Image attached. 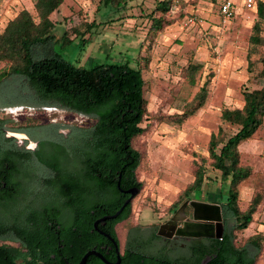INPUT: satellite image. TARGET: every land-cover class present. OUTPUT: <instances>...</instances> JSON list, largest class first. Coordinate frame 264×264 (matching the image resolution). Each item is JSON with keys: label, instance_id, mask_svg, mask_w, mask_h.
<instances>
[{"label": "rangeland", "instance_id": "374dc122", "mask_svg": "<svg viewBox=\"0 0 264 264\" xmlns=\"http://www.w3.org/2000/svg\"><path fill=\"white\" fill-rule=\"evenodd\" d=\"M35 1L0 0V33L22 9L38 21ZM158 1L134 0L115 8L99 0H64L50 19L55 23L52 34L58 39L54 50L72 64L89 68L99 63L128 61L142 69L147 113L141 124L145 131L135 139V148L141 154L136 169L141 191L133 200L130 220L161 225L172 215L171 205L195 179L196 164L203 163L210 179L205 182L200 197L207 202L225 200L227 187L220 181V172L211 165L208 143L219 127L223 129L224 139L236 131L235 126L222 122L221 110L242 107L243 91L261 85L258 72L264 55V21L261 41L252 45L249 37L256 19L248 12L243 15L240 5L236 18L224 22L218 12L221 0H172L164 15L168 24L153 31L149 15ZM190 16H196L194 24H186ZM64 32L70 39L65 44ZM251 48L253 52L248 56ZM189 65L199 69L194 72L188 69ZM5 66L0 61V69ZM192 77L194 83L190 81ZM204 84L208 89L205 104L177 123L171 116L182 114L185 105ZM16 91L31 90L24 80L9 79L0 87V99L8 98L13 92L23 97ZM14 107L16 112L7 115L17 119L19 125L28 122L58 125L57 134L51 135L47 128L34 134L48 141L41 154L50 161L59 154L51 146L54 142L62 143L67 152H72L79 145L76 136L71 135L73 130L93 123L92 118L66 109L23 105L11 108ZM239 150L241 163L250 167L251 175L238 186V204L244 210L252 197L260 194L262 200L255 216L264 213V120ZM64 161L63 165L71 167V161ZM38 166L39 178L33 184L36 197L50 193L42 181V177H47V169ZM191 197L198 198L199 194L192 193ZM256 232L251 224L236 232V244L244 243ZM117 234L122 242L120 225ZM263 253L264 249L261 256Z\"/></svg>", "mask_w": 264, "mask_h": 264}, {"label": "trees", "instance_id": "16d2710c", "mask_svg": "<svg viewBox=\"0 0 264 264\" xmlns=\"http://www.w3.org/2000/svg\"><path fill=\"white\" fill-rule=\"evenodd\" d=\"M63 1L36 0L34 6L38 21L29 11L22 9L7 22L0 33V61L6 64L0 69V87L9 79L19 78L31 90L16 91L23 97H17L13 92L8 97L9 102L3 105L66 109L92 118L93 123L73 130L71 135L76 136L79 145H75L72 152H67L62 143L54 142L51 146L59 154L51 161L41 154L48 141L34 134L44 128L51 135L57 134L58 125L32 122L19 125L21 130L38 140V147L34 151L19 150V172L26 169L25 177H37L35 173L33 176L27 171L34 163L36 168L41 165L47 169V177H42V181L50 190L49 194L60 204L44 202L41 208L30 212L25 217L24 226L14 231L16 239L22 244L21 248L25 250L0 248V264H66V261L71 260L73 251L81 249L82 253L98 241L107 242L99 233L90 232L91 224L78 233L71 232V229L78 218L91 216L92 212L94 216L115 212L121 201V188L132 185L141 188V182L136 176L141 154L135 148V139L145 131L141 124L147 113L142 69L131 66L128 61L99 63L86 68L72 64L55 52L54 45L58 39L52 34L55 23L50 15L58 10ZM99 1L105 6L120 8L134 0ZM171 2L158 1L149 15L150 30H159L164 23L168 24L164 15L170 9ZM255 19L249 37L252 45L261 41L264 0L257 2ZM62 40L63 44L70 41L66 32ZM251 52L253 48L248 51V56ZM189 68L194 72L199 69L194 65H189ZM258 77L261 82L258 88L243 91L242 107L221 110L222 122L235 126L236 131L224 139L223 129L219 127L216 133L210 135L208 154L212 160L211 165L220 172V181L226 184L227 189L225 200L212 201L221 205L224 233L210 246L216 256L209 264H255L264 249V234L261 232L250 235L242 244H236V232L245 230L253 222V215L262 200L257 193L244 210L238 204V186L251 175L250 167L241 163L239 146L253 137L264 120V55ZM193 79H190L192 83ZM207 93V85L204 84L185 105L183 113L171 117L181 123L205 104ZM6 122L5 119L1 120V124ZM62 158L66 163L71 161V167L63 165ZM196 165L195 179L171 205L172 213L183 201L192 198V193L199 194L198 198H201L204 184L210 179L203 163ZM62 208L74 212L75 216L67 225L65 233L61 234L64 242L60 247L47 231L46 217L57 218ZM127 215L124 212L104 231L116 240L113 225ZM9 229L1 224L0 235L10 232Z\"/></svg>", "mask_w": 264, "mask_h": 264}, {"label": "flooded vegetation", "instance_id": "af4514ba", "mask_svg": "<svg viewBox=\"0 0 264 264\" xmlns=\"http://www.w3.org/2000/svg\"><path fill=\"white\" fill-rule=\"evenodd\" d=\"M8 102L6 97L0 99V225L9 227L10 232H3L0 235V248H21L22 244L16 239L14 231L17 227L24 226L25 217L30 212L41 208L44 202L58 204L60 202L55 200L51 194L35 196L33 184L39 178L37 173L40 170L39 166L36 168L33 164L32 168H27V171L29 170L33 176L35 173L37 177H25L26 169L24 172H19L17 161L19 150L34 151L38 141H34L26 131L19 128L17 119L8 117L7 114L12 113L9 108L15 106L3 105V103ZM2 119L7 120V122L1 124ZM31 144H34L35 148L31 147ZM136 187L139 188V191L131 198V194L126 190ZM140 191L141 188L136 185L121 188V201L116 209L117 211L123 206L120 213L116 218L98 221L97 227L94 225L96 220L114 212L103 213L99 216H94L92 212L91 216L86 215L84 218H78L76 223L74 220L75 225L71 232H81L82 229L91 224L90 232L99 233L107 239V242L98 241L82 253L81 249L78 252L73 251L71 260L65 263L71 264L76 260L72 264H78L86 252L95 251L102 256V259L95 254H89L84 264H114L117 261V264H209L212 258L216 256L210 248L215 239L178 235L175 233L176 230L171 235H160L158 234L160 224L138 223L130 220L133 200ZM192 199L196 198H188L185 201ZM126 200L128 202L124 204ZM197 200L205 201L203 198ZM190 208L189 204L185 206L184 215L180 214L182 218L176 221V228L182 227L186 221H192V208ZM124 212H127L128 215L113 225L116 233L115 240L104 229H109L110 224ZM74 216V212L62 208L57 218L46 217L47 231L51 235V239L56 240L60 247L63 246L64 242L61 234L65 233L67 225L72 222ZM169 219L165 222H168ZM78 223L79 226H77ZM118 225H120L123 234L122 242L117 234ZM114 242L117 245V251ZM21 249L25 250L24 248Z\"/></svg>", "mask_w": 264, "mask_h": 264}, {"label": "water", "instance_id": "95a60500", "mask_svg": "<svg viewBox=\"0 0 264 264\" xmlns=\"http://www.w3.org/2000/svg\"><path fill=\"white\" fill-rule=\"evenodd\" d=\"M120 177V176H119ZM119 186V181L117 183ZM139 191V188H129L126 192L131 194V198ZM128 200L124 202L126 204ZM189 204L192 208V221L184 222L182 227L176 228V221L181 219L184 215V208ZM123 207V206H122ZM118 209L113 214L103 216L101 219L95 221L94 225L97 227V222L104 219H113L118 216L121 209ZM179 213L182 216H179ZM171 227L170 229L168 228ZM158 234L160 235H171L174 230L176 234L183 236H193V237H206L211 239H220L224 233V223L221 205L216 202H207L197 199L184 201L176 210V212L171 216L170 220L165 224H161L158 228ZM170 231V232H169ZM115 244V242H114ZM115 249L117 251V245L115 244ZM89 254H95L102 259V256L97 254L95 251L86 252L80 259L78 264H84L86 258ZM118 262V261H117ZM114 263V264H117Z\"/></svg>", "mask_w": 264, "mask_h": 264}, {"label": "built area", "instance_id": "2783aa9c", "mask_svg": "<svg viewBox=\"0 0 264 264\" xmlns=\"http://www.w3.org/2000/svg\"><path fill=\"white\" fill-rule=\"evenodd\" d=\"M258 1L259 0H221L218 6V12L221 19L226 22L236 18L237 8L239 5L242 7L243 11L255 13ZM195 21L196 16L186 18V24H194ZM9 110L11 112H16L17 107L9 108Z\"/></svg>", "mask_w": 264, "mask_h": 264}, {"label": "crops", "instance_id": "0c3cea01", "mask_svg": "<svg viewBox=\"0 0 264 264\" xmlns=\"http://www.w3.org/2000/svg\"><path fill=\"white\" fill-rule=\"evenodd\" d=\"M244 14H247V12L244 11L243 15ZM251 14L254 15V17H255L254 12ZM253 217H254V221L251 223L252 231H257V232H261L262 234H264V213H257ZM255 264H264V253H263V256H260V258L257 260V262Z\"/></svg>", "mask_w": 264, "mask_h": 264}, {"label": "bare ground", "instance_id": "6f19581e", "mask_svg": "<svg viewBox=\"0 0 264 264\" xmlns=\"http://www.w3.org/2000/svg\"><path fill=\"white\" fill-rule=\"evenodd\" d=\"M181 213H179L178 217L180 216ZM168 228L170 229L171 227L168 226Z\"/></svg>", "mask_w": 264, "mask_h": 264}]
</instances>
